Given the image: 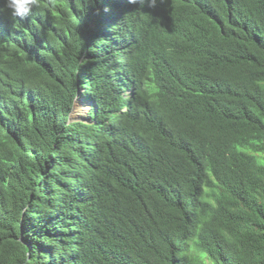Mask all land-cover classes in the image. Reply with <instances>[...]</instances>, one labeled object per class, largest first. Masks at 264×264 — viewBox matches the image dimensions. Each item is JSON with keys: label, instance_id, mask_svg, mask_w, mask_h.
<instances>
[{"label": "trees", "instance_id": "trees-1", "mask_svg": "<svg viewBox=\"0 0 264 264\" xmlns=\"http://www.w3.org/2000/svg\"><path fill=\"white\" fill-rule=\"evenodd\" d=\"M0 264H264V0H0Z\"/></svg>", "mask_w": 264, "mask_h": 264}, {"label": "clouds", "instance_id": "clouds-1", "mask_svg": "<svg viewBox=\"0 0 264 264\" xmlns=\"http://www.w3.org/2000/svg\"><path fill=\"white\" fill-rule=\"evenodd\" d=\"M130 3H137V0H129ZM7 8L11 10L13 17L23 18L30 14L33 5H37L38 0H5ZM150 7L156 6V0H148Z\"/></svg>", "mask_w": 264, "mask_h": 264}, {"label": "rangeland", "instance_id": "rangeland-1", "mask_svg": "<svg viewBox=\"0 0 264 264\" xmlns=\"http://www.w3.org/2000/svg\"><path fill=\"white\" fill-rule=\"evenodd\" d=\"M80 105V104H79ZM89 110V107H86V108H82L81 106L77 107L76 108V112H75V116H78V115H84L87 113V111Z\"/></svg>", "mask_w": 264, "mask_h": 264}, {"label": "water", "instance_id": "water-1", "mask_svg": "<svg viewBox=\"0 0 264 264\" xmlns=\"http://www.w3.org/2000/svg\"><path fill=\"white\" fill-rule=\"evenodd\" d=\"M77 103H78V99H76L75 105L73 107V111H72V114H71V119L72 120H75V119H84L83 117H74L73 116L75 114V112H76ZM88 107H89V105H88Z\"/></svg>", "mask_w": 264, "mask_h": 264}, {"label": "bare ground", "instance_id": "bare-ground-1", "mask_svg": "<svg viewBox=\"0 0 264 264\" xmlns=\"http://www.w3.org/2000/svg\"><path fill=\"white\" fill-rule=\"evenodd\" d=\"M79 104H80V105H79ZM79 106H81L82 108H86V107H88V105H87L85 102L80 103V101H78V103H77V107H79Z\"/></svg>", "mask_w": 264, "mask_h": 264}]
</instances>
